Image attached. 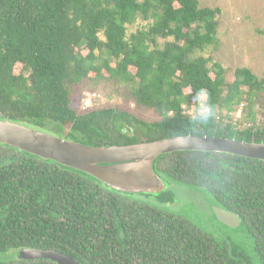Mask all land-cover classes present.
<instances>
[{
  "label": "trees",
  "instance_id": "1",
  "mask_svg": "<svg viewBox=\"0 0 264 264\" xmlns=\"http://www.w3.org/2000/svg\"><path fill=\"white\" fill-rule=\"evenodd\" d=\"M219 14L199 0H0V119L94 145L188 134L262 142L264 114L256 123L254 108L264 111V75L238 66L228 83L219 61L197 55L218 47ZM102 76L125 85L156 119L122 106L79 114L70 89ZM201 91L213 111L206 121L183 107L197 106ZM240 105L252 120L243 128L227 121ZM155 166L237 213L241 224L231 229L244 238L215 236L162 205L0 144V255L34 247L83 264H264V160L182 150ZM15 258L0 264H56Z\"/></svg>",
  "mask_w": 264,
  "mask_h": 264
},
{
  "label": "water",
  "instance_id": "2",
  "mask_svg": "<svg viewBox=\"0 0 264 264\" xmlns=\"http://www.w3.org/2000/svg\"><path fill=\"white\" fill-rule=\"evenodd\" d=\"M127 130L131 131L130 128ZM0 144L83 173L115 191L132 196L143 193L173 202L170 181L156 169L160 155L182 150L223 152L264 160V141H244L213 135H176L127 144H86L57 136L23 123L0 119ZM169 198V199H168ZM216 219L237 228L241 218L217 205L211 207ZM20 259H49L56 264H83L73 256L54 249L25 247L15 250Z\"/></svg>",
  "mask_w": 264,
  "mask_h": 264
},
{
  "label": "rangeland",
  "instance_id": "3",
  "mask_svg": "<svg viewBox=\"0 0 264 264\" xmlns=\"http://www.w3.org/2000/svg\"><path fill=\"white\" fill-rule=\"evenodd\" d=\"M199 1L201 6L220 9V14L217 17L219 43L216 49L209 47L203 52L198 51L197 55L201 54L219 61L226 69L225 78L228 83L233 80L234 69L238 66H246L258 77H262L264 75V0ZM139 24L142 22L137 21L129 26V32L134 31ZM160 42L162 44L164 40H160ZM17 68L22 69V66L17 65ZM70 95L73 101L72 106L79 114L94 108L122 106L146 121L156 119L153 110L137 104L129 89L117 79L105 76L98 79H84L70 89ZM184 109L192 114L194 108ZM254 111V119L256 123H260L264 114L261 105L257 103ZM245 112L244 106H236L229 113L227 121L237 128L249 126L252 124V120L247 117ZM169 181L174 200L171 203L160 202L157 197L143 193H134L131 198L155 206L162 205L197 223L215 236L225 231L235 238H244L240 228L231 229L216 219L211 209L215 205L214 200L209 192L202 188L193 189ZM15 255V251H10L5 255H0V260L16 263Z\"/></svg>",
  "mask_w": 264,
  "mask_h": 264
},
{
  "label": "clouds",
  "instance_id": "4",
  "mask_svg": "<svg viewBox=\"0 0 264 264\" xmlns=\"http://www.w3.org/2000/svg\"><path fill=\"white\" fill-rule=\"evenodd\" d=\"M192 115L202 121L208 120L213 115V111L206 103V94L203 91L197 96V106L193 109Z\"/></svg>",
  "mask_w": 264,
  "mask_h": 264
},
{
  "label": "built area",
  "instance_id": "5",
  "mask_svg": "<svg viewBox=\"0 0 264 264\" xmlns=\"http://www.w3.org/2000/svg\"><path fill=\"white\" fill-rule=\"evenodd\" d=\"M183 107L188 109V107H187V106H185V105H184ZM191 107H192V108H195V107H196V105H194V104H193V105H191V106H190V108H191Z\"/></svg>",
  "mask_w": 264,
  "mask_h": 264
}]
</instances>
